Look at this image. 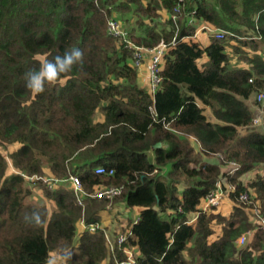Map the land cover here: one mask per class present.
Returning a JSON list of instances; mask_svg holds the SVG:
<instances>
[{"label": "trees", "instance_id": "trees-1", "mask_svg": "<svg viewBox=\"0 0 264 264\" xmlns=\"http://www.w3.org/2000/svg\"><path fill=\"white\" fill-rule=\"evenodd\" d=\"M165 13L168 20L158 22ZM128 15L135 19L129 32L123 22L125 36H112L108 22ZM203 25L227 35H211L203 47L195 41ZM248 32L253 37L243 38ZM129 42L147 50L170 45L156 92L142 86ZM73 47L83 63L62 76L65 84L33 97L25 73L39 67L34 57L52 60ZM246 49L261 52L247 57L249 68L229 54ZM260 89L264 0H0V147L19 145L10 162L0 151V264H46L65 250L69 264H116L126 250L136 264H264V230L245 250L236 246L253 227L246 211L264 218V173L242 180L264 167V133L238 131L252 122L248 101ZM160 142L169 148H156ZM217 154L221 164L205 160ZM99 167L115 174H97ZM45 176L66 184L50 189ZM72 176L88 193H122L87 197L82 207ZM221 179L236 205L229 219L220 205L207 206ZM34 185L51 206L35 199ZM244 193L249 203L240 200ZM136 208L137 223L124 216ZM105 211H116L110 224L102 223ZM33 212L39 227L24 219ZM83 218L100 226L96 233L79 231ZM215 222L223 227L217 239ZM119 230L128 234L123 245Z\"/></svg>", "mask_w": 264, "mask_h": 264}, {"label": "built area", "instance_id": "built-area-1", "mask_svg": "<svg viewBox=\"0 0 264 264\" xmlns=\"http://www.w3.org/2000/svg\"><path fill=\"white\" fill-rule=\"evenodd\" d=\"M175 20V17L173 18ZM210 30L207 27H202L201 31H206ZM108 32L112 36L116 37H124L125 33L122 28V24L115 19H112L108 22ZM211 32L213 35L217 36L219 39H224L225 36L227 35V32L224 30H219V29H211ZM175 41V40H174ZM130 43V42H129ZM130 48H134L136 50V66L141 67L143 64V56L145 53H148L150 55V64H149V90L151 92H156L157 89L159 88L161 84V77L159 76V72L161 70V65L163 63L164 56L166 55L168 48L170 45L162 43L159 45L157 48L154 49H143L136 47L134 44L129 45ZM250 83H254V79H250ZM255 102L258 105H263L264 104V89H260L255 93ZM264 112V111H263ZM263 123V119L261 116H255L252 119V122L248 125L250 127L257 128L260 124ZM253 128V129H254ZM97 174H104V175H109L113 176L115 174V171L113 169L107 170L105 167H99L96 170ZM71 185L73 190L76 193L77 200L80 206L85 207L84 200L87 197H91L93 199H108V200H113L114 198L118 197L122 193V188L118 187H110V188H102V189H97L93 193H88L85 191L81 181L79 178L76 176H72L70 179ZM52 189V187H51ZM249 195L247 193L241 194L240 195V200L244 203L249 202ZM224 199V191L222 190L221 183L218 184V190L214 193H212L208 198H207V206L209 205H220L221 201ZM220 202V203H219ZM206 206V207H207ZM111 208V207H109ZM111 210V209H110ZM129 212V211H128ZM127 212V213H128ZM258 219H259V228L264 230V218L260 215V213H257ZM138 218H136L135 223H137ZM100 228L99 225H87L85 222V219L83 218L80 223H79V229H82L83 231L88 230L91 233H96L97 230ZM81 232V231H80ZM117 241L120 245H123L127 238L128 234L125 232H121L120 230L117 232ZM250 234L251 232H247L243 234L238 240L237 243L238 245H247L251 242L248 241V237L250 239ZM127 254V259L123 261H118L116 264H136V255L133 251L131 250H126Z\"/></svg>", "mask_w": 264, "mask_h": 264}, {"label": "rangeland", "instance_id": "rangeland-1", "mask_svg": "<svg viewBox=\"0 0 264 264\" xmlns=\"http://www.w3.org/2000/svg\"><path fill=\"white\" fill-rule=\"evenodd\" d=\"M115 18H117L120 21V17L118 15L117 16L115 15ZM131 19H133L132 15H128L122 20V24H123V22H125L126 24L129 25V29L128 30L126 29V33H128L130 28H131L130 24L133 25L134 24L133 22H135V19H133V20H131ZM167 20H168V14L165 13V14L162 15V18L158 20V22L164 23ZM128 25H126V26H128ZM122 26H125V25L123 24ZM207 33L211 35L210 31H207ZM138 34L141 35L140 32H138ZM252 35H253V33L250 32L249 34L245 35L243 38H245V37H253ZM235 42H237V41H235ZM246 50H247L246 53L244 55H242L243 57L241 55L233 53V51H231V50H230L229 54L231 55V58H232V60L234 61L235 64H240L241 63L242 67L249 68V63L247 62V57L251 58L254 55H261V52L259 51V52L256 53V52L251 51L250 49H246ZM239 56L242 57V59L244 61L241 60V58ZM253 79L255 81L256 77L254 76ZM142 85L147 90L149 89V86H150L149 84L143 82ZM255 93L253 94L252 98L248 101V105L254 112V116L253 117L261 116L262 119H263V123L260 124L257 128H254L253 126L250 127V128H248L249 126H244V127L239 128L238 131H239V135L240 136H245V135H247L248 133H250L252 131L259 132V133H264V112H263L264 111V104L263 105L256 104V102H255ZM206 115L208 116L209 120H212V117L210 116L211 112H210L209 109H206ZM98 118L99 119H103V115L99 114ZM194 146H196L195 143H194ZM18 147H19V145H16V144L15 145H7V146H4V147H0V151L3 152V154L6 156V158H8V161L10 162L9 155L12 152L16 151L18 149ZM162 148H166L167 149L169 147H168V145L164 144L162 146ZM150 159L153 162H155V154H154L153 151L150 152ZM222 159H223V156L220 155V154L213 155V156L205 158V160H208V161L213 162V163H218V164H221V160ZM165 171H167V169H165ZM15 172H16V170H14V168L11 166L10 169H9V173H15ZM258 173H264V167L262 169H260V172H259V170H256V171H253V172L245 175L243 177V179H242L244 184L247 185L249 182H251L257 176ZM166 174H167L166 172L163 173V175H166ZM28 180L29 181H34V180H38V179L37 178H32V179H28ZM221 180L222 181L220 183L222 185L226 183V181H224V179H221ZM42 181L44 183L50 185V189H51V187H52V189L55 188V186H56L55 184H62V185L66 184V182H64V181H55L54 182V180L52 178H50L49 176L43 177ZM222 189L225 190L224 191L225 198L221 201V203L219 202L220 203V210L219 211H220V213L222 212V214H223V216H225V218L229 219V218H231L232 215H234L233 213L235 211V206L236 205L233 203V201L229 197V193H230L229 187H227V188L222 187ZM33 193H34L35 199L38 202L47 203L48 206L49 205L51 206V203H49V201L45 200V198L43 197L44 194H43V190L41 188H37L36 185H34L33 186ZM247 205L249 206L250 204H247ZM127 214L126 215L128 217H131L132 219H134L138 215L137 214V209H132ZM245 215H246V218L248 219V222L251 224V226H253L251 229H249L247 231V232H251L250 239L248 237V241L251 240V242L249 244H251L254 241L257 232L259 231V225H258L259 219H258L257 213L255 214L253 209L246 211ZM115 216H116V211H105L102 214V223L109 224V222L114 220ZM191 221L194 222L193 225H195L196 216H192L191 217ZM213 228H214V230L216 232L213 239H215V238L217 239V236L222 234L223 227H222V225H220L217 222H215L213 224ZM236 246L240 250H245L246 248H248L247 246L240 245V244L239 245L236 244ZM62 254L63 253H57L56 252V253L52 254V257H59ZM68 261H69V259L65 262V264H69Z\"/></svg>", "mask_w": 264, "mask_h": 264}, {"label": "clouds", "instance_id": "clouds-1", "mask_svg": "<svg viewBox=\"0 0 264 264\" xmlns=\"http://www.w3.org/2000/svg\"><path fill=\"white\" fill-rule=\"evenodd\" d=\"M34 58L39 67L25 73L26 87L33 97L43 93L46 85L65 84L66 80L62 79V76L69 73L73 66L83 63V51L73 47L65 51L63 55L55 56L52 60L45 55H37ZM24 219L37 227L43 223L41 215L37 212H33L30 216L26 215ZM70 258L71 253L65 250L59 257L50 256L46 264H65Z\"/></svg>", "mask_w": 264, "mask_h": 264}, {"label": "crops", "instance_id": "crops-1", "mask_svg": "<svg viewBox=\"0 0 264 264\" xmlns=\"http://www.w3.org/2000/svg\"><path fill=\"white\" fill-rule=\"evenodd\" d=\"M202 27H207L210 30H206V31L200 32L196 36L195 41L198 42V43H200L203 47H207L210 44V36L213 35V33L211 32V29H214V28L213 27H210L208 25H203ZM207 31H210L211 35L208 34ZM205 62H207V58H204L201 61V63H205ZM149 64H150V55L148 53H145L144 56H143V64H142V66L139 69L141 84H143V82L149 84V76H148L149 75ZM201 106L204 107L202 104H201ZM136 209H137V214L140 215L142 209L141 208H136ZM125 216H127V215H125ZM110 223L111 222H109V224ZM79 231L83 232L82 229H79Z\"/></svg>", "mask_w": 264, "mask_h": 264}, {"label": "water", "instance_id": "water-1", "mask_svg": "<svg viewBox=\"0 0 264 264\" xmlns=\"http://www.w3.org/2000/svg\"><path fill=\"white\" fill-rule=\"evenodd\" d=\"M163 145H164V143H163V142H160V143L156 146V148H162Z\"/></svg>", "mask_w": 264, "mask_h": 264}]
</instances>
